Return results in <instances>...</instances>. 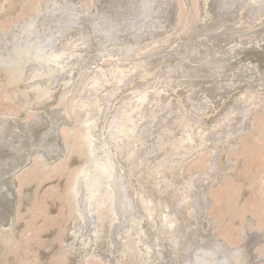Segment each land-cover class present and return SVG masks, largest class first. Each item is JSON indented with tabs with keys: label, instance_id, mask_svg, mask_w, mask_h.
<instances>
[{
	"label": "bare ground",
	"instance_id": "obj_1",
	"mask_svg": "<svg viewBox=\"0 0 264 264\" xmlns=\"http://www.w3.org/2000/svg\"><path fill=\"white\" fill-rule=\"evenodd\" d=\"M192 30L193 35L199 32L206 37V41H200L202 37L195 43L193 39L190 41L199 53L194 59H201L210 49L209 44L217 48L222 43L255 39L257 46L240 50L233 63L247 65L259 77L260 83L251 92L241 93L240 98L225 94L218 103H205L201 117L212 113L225 98L229 100L226 110L207 129L195 128L199 117L185 116L184 130L173 146L174 154L182 158L174 166L166 157L150 165L145 157L154 151L153 147L144 148L147 136L137 128L143 112L139 110L152 86L126 89L125 74L123 77L121 74L124 68L118 69L120 73L114 69V74L110 71L105 74L103 67L97 64L92 68L91 63L93 60L106 61V66H110L120 57L133 60L134 55H142L145 51L157 53L164 43L171 40V47L186 35H192ZM263 42L264 0H0V263L5 262L9 248L16 242H13L12 226L22 216L17 210L22 183L25 180L32 182L38 176L40 181L37 183L48 181L44 179L56 176L65 165L64 161L67 162L64 159L73 153L81 157L82 163L73 169L64 188L62 201L67 211L60 208V215L49 217L47 207L40 209L39 214L31 207L29 211L36 213L33 223L41 217L43 225L33 228L30 221L28 223L33 226L25 222L30 227L28 230L25 226V229L30 233L33 229L37 233L48 232L47 228L56 226L59 235H65V227L61 224L72 220L68 231L70 242L54 239L58 242L56 258L64 264H69L68 255L76 259L71 264L75 261L77 264H264V241L260 240L264 237ZM184 43L187 45L186 41ZM188 47L190 49L191 45ZM184 52H177L180 58L186 56ZM148 62L143 61L147 76L160 64V61ZM168 70L165 79L168 74L173 76V70ZM193 74L188 68L187 76ZM162 82L153 84L158 93L165 91ZM122 84L124 87L121 88ZM193 90L195 96H192ZM118 91L129 94L123 100H136H128L130 104L126 105H130V109L121 111L117 117L102 116L105 100L100 93L110 97L112 113L120 98ZM186 92L185 96L193 100V108L200 100L199 94L206 96L203 89L194 87H187ZM56 102L60 106H55ZM136 116L139 118L135 120ZM59 117L65 122L70 119L72 126L63 125L61 136L57 131L48 133ZM194 136H198L199 143L193 146V159L184 168L188 160L184 157L191 154ZM167 142H162V146ZM122 154L126 168L120 159ZM183 169L187 176L179 178L180 183L176 186V173ZM140 171H145L142 178L150 179L154 191L158 188L161 192L163 189L168 191L176 186L177 191L182 192L181 196L177 194L179 206L185 207L193 219L202 217L210 227L209 223L218 217L213 226L218 227L216 223L222 226L224 222L229 228L223 224L225 230L218 231L215 243L206 241L208 228L205 226H201L200 231L196 230L200 229L199 225L194 223L175 228L170 213L163 209L157 213L156 207H151V204L160 203V199L156 201L145 196L143 191L134 189L137 191L134 194L129 190L127 174L135 176ZM229 171L233 172L227 179ZM169 174L173 180H168ZM49 188L44 192L47 197L57 195L58 190ZM44 194L41 193V199ZM219 198L221 202H218ZM46 200H40V203ZM210 200L213 204L219 203L215 204L217 208L212 205L213 209H219L225 201L220 215L213 211L215 219L211 216L212 211L210 217H205ZM185 201L188 206H183ZM45 205L39 204L40 208ZM154 212L160 224L154 233L158 245L145 240L147 235L143 226L151 221L149 228L152 231ZM236 220L234 227L232 224ZM191 230L188 244L185 242L187 247L181 248L180 239H186ZM147 238L151 240L152 236ZM155 247L164 250L165 260L156 256ZM58 259L55 263L60 262ZM36 264L40 263L37 261Z\"/></svg>",
	"mask_w": 264,
	"mask_h": 264
},
{
	"label": "rangeland",
	"instance_id": "obj_2",
	"mask_svg": "<svg viewBox=\"0 0 264 264\" xmlns=\"http://www.w3.org/2000/svg\"><path fill=\"white\" fill-rule=\"evenodd\" d=\"M194 30H192V35H186L185 39L182 40L183 43L181 41V42L176 43L175 45L170 47L169 43L171 42V40H169L168 42L163 44V47L160 48V50L157 53L156 52H152V51H151V53L149 51L148 52L145 51L146 53L143 52L142 55H138V56L134 55V57H133L134 59L133 60H127L125 57H120V60L113 64L114 66L113 65L106 66V64H105L106 61H99V60L98 61H96V60L94 61L93 60L94 63H91V67L92 68L95 65H97V64H99L100 67H103L104 71H105L104 72L105 74H107V72H109V71L114 74V69L118 71L119 68L120 69L124 68V69H122V71L120 69L119 70L122 72L121 73L122 77L124 76L123 74H125V76L123 77L125 82L128 81L126 83L124 82V84H128V86H125L126 89H131L132 86L133 87H139V86L148 87V85L152 86L150 88V90H148V92H147V96L148 97H147L146 101L144 102L143 107L139 110V111L143 110V112H142V117H141L142 119L139 121L138 128H137L138 131H140V129L142 130V131H140V132H142V134H146V135H144L145 137L147 136V138L144 137L145 141H146L144 148L153 147L154 151H151V153L145 157V159H148V163L150 165H154L158 160H161L162 158L166 157V158L169 159V162H170L169 164L171 166H174L176 161H178V160H180V158H182L181 155L174 154L173 146H174L175 142L182 135V131L184 130V126L182 125V122L184 123L183 118L185 116L189 117L190 119L199 117V119H198L199 123L196 124L195 128H198L200 130L207 129L208 126L212 125L213 122L216 121L219 118V116L226 110V107L228 105L227 103H228L229 100H228V97L225 98L221 102L220 106L218 108H216L212 113L206 114L203 117H201L202 111H203V107L205 106V103H211V104L218 103V102H220L223 99L225 94L229 95V97H232V98L235 97L236 98L241 93L251 92L253 90L252 88L257 86L260 83V80H258L259 77H257L256 73L253 70L249 69V67L247 65H241V66L237 65L236 66L233 63L234 56L240 50L253 48V47L257 46V41L255 39H253V40H239L238 42L235 43L236 45L235 44H229V43H222L217 48H214V44H209L210 49H208L207 53L205 52L203 54V56L201 55L202 58L201 59L198 58L199 59L198 60L196 58L198 57L197 55H199V53H197V51L195 50L197 47H195V46L193 47V44L195 43V41L197 42L198 40H200L201 37H202L203 40L201 39L200 41H206V37L203 38V36L205 34H202L203 35L202 36L201 33H199V32L195 33L193 35V31ZM200 30L201 29H199V31ZM197 36L199 37V39H198ZM253 37H255V36H253ZM171 38H173V37H171ZM192 39L193 40L195 39V40L193 41ZM191 40L194 43L190 44ZM185 41L187 42L186 43L187 45H185V43H184ZM181 43L183 44L184 47L182 46ZM189 44L191 45V48H190ZM263 44H264V42L262 43V45ZM174 46H175V48H174ZM177 47H179V48H177ZM181 47H183V48H181ZM187 47L190 48V49H187ZM176 48L178 50H180V51L176 50L179 53H181L182 50H183V52L188 50L190 53L188 51L184 52L183 54H185L186 56H184L182 54L183 57L180 58L179 54L175 51ZM184 48H186V49L184 50ZM191 49H193L194 53H193V51ZM195 54L197 56L195 58L196 60L194 59V55ZM190 55H192L193 57L190 56ZM188 56L190 57V59H189ZM143 57H144L145 60L143 59ZM184 57L185 58L188 57V58L185 59ZM194 60H195L196 63L192 62ZM115 61H117V60H115ZM143 61H145V63L148 62V61L149 62L160 61V64H159V66L156 69H154V72L151 75L147 76V72L146 73L144 72V70L146 71V67L143 65V64H145V63H143ZM111 62H114V61H111ZM184 64H187V65H184ZM171 65H172V67H171ZM173 65H175V66H173ZM176 65H178V66H176ZM130 66H131V68H130ZM139 68L140 69L142 68L141 69L142 71ZM169 68L171 70H173L174 73H173V76L170 75V74L166 75V78L168 77L172 81H170L168 78L165 79V74L167 73V71H169L168 70ZM176 68L177 69L179 68L178 71H177ZM181 68H182L183 72H182ZM188 68L191 69L194 72L193 76H190V77L187 76ZM128 70H130L132 72H129ZM136 70H138V71H136ZM120 71H118V73H120ZM124 72H126V73H124ZM174 74H176L175 77H174ZM177 75H179V78H176V77H178ZM157 78L160 80V83H161V81L164 82V84H165L164 85L165 86L164 87V90H165L164 92L158 93L157 89L153 88V84H157L155 82L159 83V80H157ZM138 82L140 84H138ZM163 82H162V84H163ZM122 86H123V84L120 87L122 88ZM107 87H109V86H107ZM187 87L188 88H191V87L193 88L194 87V88H196V90L203 89L204 92L206 93V96H204V95L202 96V94H199L200 95V97H199L200 100H198L195 103V107L194 108H193V100L188 99L185 96L187 94V92H186L187 91ZM124 91H123V93L118 91L119 92L118 94H119L120 98L117 100V103H118L117 106H115L112 109V113L110 111V104H109L110 101H108V98H110V97L106 93H100L102 98H104V100H105V102L102 104V107H103L102 108V116L111 118L114 115H116V117H117V115L119 116L122 113L121 111L125 112V111H128L130 109V105H126V104L127 103L130 104L131 101L134 102L136 99L135 100H131L132 98L128 99L130 102L128 100H123V98L125 96L129 95L128 93H125ZM193 91L194 92L192 93V96L193 95L195 96V90H193ZM179 92H181V93H179ZM68 97H66V99H68ZM239 98H240V96H239ZM122 101H123V104H122ZM125 101H127V102H125ZM189 103L191 105H189ZM58 104L59 103L56 102L54 105L57 106ZM58 106H60V104ZM121 106L122 107L124 106V109ZM127 106L129 108L128 109L126 108V110H125V107H127ZM186 106H188V107H186ZM62 107H64V106H62ZM62 107H59V108L61 109ZM120 107L122 109H120ZM108 108H109V110H108ZM117 110H118V112H117ZM172 111H173V113H172ZM182 111H183V113H181ZM113 112H115V113H113ZM175 114H177L176 117L173 116ZM137 116L135 117V120L139 118ZM164 117H165L166 120L164 119ZM70 122H71L70 119H68V121L65 122V121H62L61 118L59 117V121L56 123V125H54L48 131V133H55L57 131V135L61 136L60 135L61 134V131H60L61 127L63 125L64 126L67 125V127H68V125L72 126V124H70ZM144 122H145V124H144ZM167 124L168 125L170 124V125L168 127H166ZM164 125H166V126H164ZM191 128H192V131H193V124L191 125ZM149 134H151V135H149ZM151 136H152V138H151ZM168 138H170V142H169ZM166 140H168L167 144L162 146V142H165ZM148 141H150V143ZM198 143H199L198 136H194L192 138V142H191V148H190L191 154H189L188 156L184 157V159H188V160L190 159V161L187 160V162H185L184 168L186 167L185 165L187 163L191 162V158L193 159V157H192L193 156L192 155L193 154V146H196ZM72 155H73V153H72ZM72 155L71 156L69 155L68 157H66L68 160L64 159V160L67 161V162L64 161V164L66 166L65 165L62 166L63 168L65 167V170L61 167V170L63 169L64 172H62L60 170L57 173L56 176H52L49 179H44V180H48V181H44L43 182L41 180V184L44 183L42 186H41L40 182L37 183V180L40 181V179H37L40 176H38L37 178H34L32 180V182L30 180H25L22 183L21 199H20L18 207H17V210H18L20 216L21 215L22 216L20 217V219L15 220V222L13 223V226H12V228H13V233H12L13 242H15V241L16 242L14 243L15 245L14 246L11 245V247H14V248L18 247V250L16 251L15 250L16 248L13 249V248L10 247L9 250H8V254L5 257V262L2 263V264H17V263L18 264L19 263L20 264H24V263L25 264H31V263L32 264H36L37 261L40 264H47V262H48V264H52V263L53 264H58V263L59 264H64V262H62L60 259L56 258V254H57V251H58V242H55L56 240H54V239L61 238L65 242H70V236L68 235V231L72 227V220L71 219H69L67 221H64L65 223L62 221L63 223L61 225H62V227H65L64 228L65 229V232H64L65 235L64 234L63 235L62 234L59 235V233L56 230L57 227L55 225H54L55 228L53 226H52L53 228L50 227L52 229L47 228L48 232L45 230L46 233H45V231H43L41 233H37V232L34 231L36 229H33V231H31V233H30V232L27 231V229H25V226L29 230V228H30L29 226H31L32 224L34 225V226L32 225L33 228H35V227L37 228L41 224L43 225V222H42L43 219L41 217L39 218L37 223H35V222L33 223V221H34L33 219H36L35 218L36 217V213L39 214L40 211L43 210V209L46 210L48 208L47 209L49 211V212H47L48 216L50 215V216H54V217H56V215H60L59 213H61L63 208H64V211H67V209H65L64 202L62 201V199L65 197L64 196V191H65L64 188L67 187V184H68V181H69V178L71 176V173H72L73 169L78 167L82 163V159H81V157L78 154H74L73 156ZM120 159H122L123 165L126 168L127 164H125L126 160H125L123 154L120 155ZM184 171H185V169H183V171L181 170V172L179 171L178 173H176V180H175L176 181V184H175L176 186L178 185V183H180L179 178L182 179L185 176H187V175H185L187 173L184 172ZM232 172L233 171H231V172L229 171L228 172L227 179L229 177V174H231ZM67 173H70V174L67 175ZM142 175H145V171H140V173L135 175V176H130L129 174H127L128 183H130L129 190L132 193L137 194V191H143L145 196H151L156 201L158 199H160L161 200L160 203L151 204V207L155 206L157 213L161 209H163L164 211L170 213L169 215L171 216V219L174 220L175 228H178V229L180 228L181 229V228H183V226L186 227L190 223L191 224L194 223L196 225L198 224L199 228L201 226L202 227L205 226L206 228H208L207 229L208 232L207 231L205 232V235H207L206 238H205L206 241H208L209 243H215L216 241H218L217 234L220 232V230H222V229L225 230L223 227L225 226V228H226L227 224H225L223 222L222 226H223V224H225V225L222 227L221 225H218L216 223V226H218V227H214L215 225L213 223H215L216 219L218 218V217L217 218L215 217L216 216L215 215L216 212L218 211L217 213L219 214L220 210L222 209L221 205L223 206L225 201L222 204L219 205L220 207L218 206L219 209H215V208L213 209V206L215 204H219V203H217V201H216L215 204H213L211 200H210V203H207V205H209V207L205 209V214H206L205 217L206 218L210 217L209 213L212 211L211 212L212 213L211 216H214L213 217L214 219L216 218L215 220H212L211 223H209L210 227H208L206 225V223L203 221L202 217H199V219L198 218H194L193 219V216L192 215L190 216L187 213L185 207L179 206L178 199H177L178 197L177 196L178 195L181 196L180 194L182 192H178L176 186H174L173 188L169 189L168 191H167V189H163L162 192L164 191V193H162L161 191H158L159 190V188H158L157 189V191L159 192L158 193L157 191H154V190L151 189L152 183H151L150 179L145 178V180H144L142 178ZM67 176H68V178H67ZM168 178H169L168 180H173L174 179L170 174L168 175ZM142 180H144V182H141ZM28 181H30V182H28ZM37 186L39 188L41 186V188L37 189ZM49 187H52V188L54 187V189L56 191L58 190L56 192L57 195H55L52 198L51 197L49 198V197L46 196V194H44L45 190L47 192L49 191V189H50ZM134 189H136L137 191L134 192ZM38 190H39V192H37ZM41 193L44 194V199H41L43 197V195L41 196ZM202 193L205 194L204 191H202ZM61 194H63V195H61ZM39 196H41V197H39ZM45 198H47L48 201L46 200L44 202H41L44 205L45 204L46 205L45 206H41V208H40V206H39V204L41 205L40 200H45ZM35 199H36V202H37L36 205L33 204V203H35L34 202ZM51 199H52V201H51ZM220 199L221 198H219L218 202L220 201ZM49 202L51 204H49ZM61 202H63V203H61ZM210 204H211V206H210ZM34 205L37 206V207H35ZM60 205H62L63 207L60 206ZM183 206H188V201H185L183 203ZM215 206L217 208V205H215ZM31 207L34 210L36 209L35 211H37V212L36 213H35V211L30 212L32 210ZM43 207H45V208H43ZM160 207H162V208H160ZM30 208H31V210L29 211ZM60 208H62V209H60ZM209 208H211L212 210H209ZM214 210H216L215 214L213 212ZM27 211H28V213H27ZM33 212L35 214H33ZM156 212H154V213H156ZM31 213H32V215H30ZM138 213L140 214L141 211L139 210ZM154 213H153V219L154 220H152V224L154 222L155 223L153 225L152 231L149 228V224H150L151 221H147L143 226H145L144 227V229H145L144 231L146 232L147 237L150 236V235L152 236L151 240H149L147 237L145 238V240L151 241L153 244L158 245L159 241L155 238L154 233L157 231L158 228H160V224L156 220L157 213L156 214H154ZM28 221H30L32 224L30 222L28 223ZM57 221H59L61 223L59 218H58ZM25 222L27 223V225L29 224V226H27L25 224ZM67 222H68V224H67ZM179 222H181V223H179ZM233 222L234 223L232 224V222H231V224L235 227L237 225V220L233 221ZM229 225H230V223H229ZM227 227L229 228V226H227ZM231 228H233V227H231ZM24 229L27 231V234L25 233L26 231L24 232ZM192 230H194V232L196 230L200 231L201 228L200 229H196V230L192 229ZM192 230L189 232V234H188L186 239H183V240L180 239L179 243L181 242L180 243L181 248L187 247L188 237L190 236L191 232H193ZM21 232H22V234H21ZM32 232H33L34 236L32 235ZM27 235H29L30 238ZM61 235H62V237H61ZM19 236H21V239H20ZM23 236H25V238ZM35 236H39V237L36 238ZM27 237H28V239L26 241ZM33 237L35 238V240L33 239ZM28 240H29V243H25V242H28ZM31 240L32 241L34 240V242H32ZM260 240L264 241V237H261ZM99 242L101 243V241H99ZM18 243H19V246H18ZM21 244L23 246H21ZM33 245H34V247H33ZM37 245H38L39 248L36 247ZM19 247H21V248L19 249ZM1 249L2 248L0 246V252H1ZM100 249H104V248L101 247ZM36 250H37V252H36ZM154 250H155L156 256L159 259H161L162 261L165 260L166 257L164 255V252H163L164 250L163 249H161L160 247H155ZM34 253H36V254H34ZM183 253H184V251L182 250L181 254H183ZM29 254H32L35 257L32 256V255H29ZM17 256H18V259H16ZM21 256H23V258ZM25 256H27V257H25ZM52 257L56 258V260L55 259H51ZM28 259L30 260V262L27 261ZM57 259L60 262L55 263L57 261ZM17 260L19 262H16ZM67 260H68L67 263L71 264L76 259H75L74 256L68 255V259ZM24 261H26V262H24ZM77 263L78 262L75 261L74 264H77Z\"/></svg>",
	"mask_w": 264,
	"mask_h": 264
}]
</instances>
